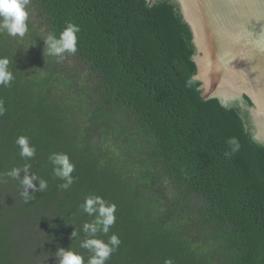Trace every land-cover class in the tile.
<instances>
[{
    "label": "trees",
    "instance_id": "obj_1",
    "mask_svg": "<svg viewBox=\"0 0 264 264\" xmlns=\"http://www.w3.org/2000/svg\"><path fill=\"white\" fill-rule=\"evenodd\" d=\"M28 7L24 38L0 33L14 75L0 85V264H58L61 247L87 261L83 225L94 216L82 205L94 195L116 205L109 232L96 234L121 240L106 264H264V143L249 111L202 97L179 3ZM68 22L80 28L76 53L45 55L44 39ZM21 135L34 157L20 155ZM230 137L240 149L226 157ZM57 153L75 165L67 189L50 159ZM26 165L48 185L29 189L27 203L7 175Z\"/></svg>",
    "mask_w": 264,
    "mask_h": 264
},
{
    "label": "water",
    "instance_id": "obj_2",
    "mask_svg": "<svg viewBox=\"0 0 264 264\" xmlns=\"http://www.w3.org/2000/svg\"><path fill=\"white\" fill-rule=\"evenodd\" d=\"M176 1L192 30L202 97L249 111L264 143V0Z\"/></svg>",
    "mask_w": 264,
    "mask_h": 264
},
{
    "label": "clouds",
    "instance_id": "obj_3",
    "mask_svg": "<svg viewBox=\"0 0 264 264\" xmlns=\"http://www.w3.org/2000/svg\"><path fill=\"white\" fill-rule=\"evenodd\" d=\"M31 0H0V33H6L10 37L24 38L29 31L28 19L30 15L29 5ZM80 31L78 25L68 22L59 37L55 34H49L45 39L46 51L45 55L62 57L64 54H75L77 51V33ZM11 61L8 57H0V85L9 86L14 80V75L9 68ZM4 111L3 103L0 102V114ZM227 143L231 146V150L225 153L226 157H231L239 151L240 143L236 137H230ZM16 144L19 146L20 155L24 158H32L35 156L36 149L30 144L29 138L26 136H18ZM54 165V173L61 180L65 181L61 185L67 189L73 182L72 173L75 165L70 161L67 154L57 153L50 158ZM21 172L24 173L21 178ZM12 179L19 180L23 188L21 196L27 203L30 199H34L33 195H29V189L35 192H43L47 189V182L40 179L35 174H30L29 166L23 169L13 168L7 172ZM35 181H38V187ZM83 211L89 216H94L92 222L83 225V231L91 238L85 239L81 243V247L89 250L91 255L87 261L82 254L71 250L70 248H58L55 257L58 264H106L111 254L120 245L121 240L118 235L113 233L108 241L96 238L98 232L107 234L116 221V205L108 204L100 196H89L82 205ZM76 233L73 231L72 236ZM165 264H172L171 260H166Z\"/></svg>",
    "mask_w": 264,
    "mask_h": 264
}]
</instances>
